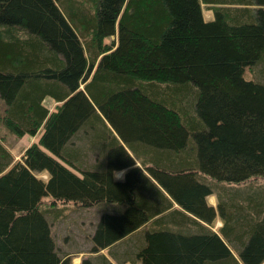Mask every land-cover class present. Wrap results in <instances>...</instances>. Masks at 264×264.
Wrapping results in <instances>:
<instances>
[{"label": "trees", "instance_id": "16d2710c", "mask_svg": "<svg viewBox=\"0 0 264 264\" xmlns=\"http://www.w3.org/2000/svg\"><path fill=\"white\" fill-rule=\"evenodd\" d=\"M0 99L39 134L0 143V264H71L67 204L102 211L83 250L129 243L117 262L264 264V193L222 186L264 179V0H0Z\"/></svg>", "mask_w": 264, "mask_h": 264}, {"label": "rangeland", "instance_id": "374dc122", "mask_svg": "<svg viewBox=\"0 0 264 264\" xmlns=\"http://www.w3.org/2000/svg\"><path fill=\"white\" fill-rule=\"evenodd\" d=\"M203 9L205 18H211V13L206 10L205 6H203ZM111 40L115 41V36H112V38L107 39L106 42H111ZM262 69V63H259L253 67H247L244 69V77L246 79L254 81L262 80ZM44 105L47 106L49 110H52L56 104L53 103L51 100H46L44 102ZM4 107L5 106L2 100L0 99V143L10 151L14 160L21 159V155L24 154L25 150L29 147V145H31V143L37 140L39 134L35 136L24 135L22 137H19L9 131L3 124V117L5 113ZM83 138L85 139L84 136ZM82 140L83 139H81V141ZM87 140L92 142L91 138H88ZM79 141L80 139H77L74 144L79 145ZM85 141L86 139L83 141V143ZM222 186L229 187L225 189H228V191H230V194H233L234 190L241 189L240 187L244 188V192H246V194H249V187L255 189V194L263 196L264 193V179H262L261 177L254 178L250 181H247L246 183H243L240 186L229 183H222ZM233 186L234 188H232ZM45 199L46 198H44V201ZM210 200L214 202V197H211ZM62 212V219L57 222L54 220L52 224V231L56 245L60 247L62 253H65L67 249H87L89 246V241L86 239V236H90L91 232L93 231L94 224L97 220V218L95 217L96 210L92 208L81 209L74 204H67L62 209ZM68 259L70 260L71 264L81 263V255L79 254L73 255L72 257H68Z\"/></svg>", "mask_w": 264, "mask_h": 264}, {"label": "crops", "instance_id": "0c3cea01", "mask_svg": "<svg viewBox=\"0 0 264 264\" xmlns=\"http://www.w3.org/2000/svg\"><path fill=\"white\" fill-rule=\"evenodd\" d=\"M125 171L126 170H123V171H120V172L115 173V177L117 179H119V180H122L124 178ZM211 197H214V196L213 195H210V196H208L206 198L207 204L210 205V206H212L213 208H215L216 207V200L214 198V202H212L210 200ZM177 207L178 206L175 203H173L172 208H177ZM101 214H102V211H99L97 213V215H96L97 220H96L95 223H97V221L100 218ZM153 223H154V220L153 221L150 220L149 222H147L145 228L149 227V225L152 226ZM195 223H199L200 228L198 229V227L195 224L192 227H190L189 229H190V231L193 234L200 233V232H207V231L217 233L218 229L222 226L221 220L218 219L217 217H215L214 220L212 221V223H210V224H207V223H205V222H203L201 220H198V219L195 220ZM142 229H144V228H142ZM119 244H121V246H119ZM129 246H130L129 243L128 244H124V242H123V244L122 243H118V244L113 245V246H111V247H109L107 249L100 250L98 253H89V252H86L84 250H80L76 254L81 255V261H82L83 258L89 257V255L92 256V257H94L97 254H99V255L105 256L111 264H140V262L137 261V260L134 261V262L129 261V260H123L122 262H117V261H115L114 259H112L109 256L110 255L109 254L110 250L113 251V252H115L116 254L117 253L119 254V253H122V251H126V249L128 250L129 249ZM76 254H68V257H72L73 255H76Z\"/></svg>", "mask_w": 264, "mask_h": 264}]
</instances>
